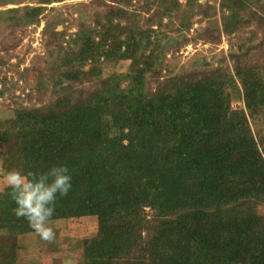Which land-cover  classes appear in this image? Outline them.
Masks as SVG:
<instances>
[{
  "label": "trees",
  "instance_id": "1",
  "mask_svg": "<svg viewBox=\"0 0 264 264\" xmlns=\"http://www.w3.org/2000/svg\"><path fill=\"white\" fill-rule=\"evenodd\" d=\"M25 1L51 3L0 0L19 6L0 11V20L38 24L45 7H21ZM250 2L221 6L236 20ZM79 29L77 51L61 50L67 68L53 80L58 98L20 106L0 124L1 169L69 168L72 188L57 200L53 222L96 219L83 264H264V56L233 74L175 75L151 89L147 75L161 74L147 54L151 42L131 36L109 48ZM112 61H130L129 70L105 77ZM76 83L96 88L78 93ZM238 100L243 108L235 109ZM14 207L4 188L0 228L34 233ZM20 252L17 243L0 247V264H19Z\"/></svg>",
  "mask_w": 264,
  "mask_h": 264
},
{
  "label": "rangeland",
  "instance_id": "2",
  "mask_svg": "<svg viewBox=\"0 0 264 264\" xmlns=\"http://www.w3.org/2000/svg\"><path fill=\"white\" fill-rule=\"evenodd\" d=\"M39 5L25 1L22 6L45 7L40 22L27 27H16L0 20V124L10 119L20 106L39 108L50 105L58 98L53 80L67 66V53L77 51L76 35L86 28L96 43L111 48L126 43L131 36L143 44L151 42L148 53L157 58L155 68L161 72L157 78L147 75V86L154 89L157 80L190 74L199 77L231 74L236 67H252L264 56V22L254 17L263 12L264 0H251L239 18L231 20L233 13L222 9V0H51ZM178 4L179 9L175 8ZM18 5L0 6V11ZM177 9V10H176ZM121 14V15H119ZM7 17V16H6ZM60 34V36H59ZM148 39V40H147ZM134 40V38H133ZM130 41V42H131ZM80 42V41H79ZM108 48V49H109ZM234 56V57H233ZM236 58V59H235ZM130 61L114 63L104 68V76L129 70ZM65 83L64 86H67ZM72 90L87 94L96 86L76 83ZM243 108V102L233 108ZM256 133L261 129L255 127ZM262 136L264 126H262ZM3 130L0 127V132ZM0 163V191L5 173ZM15 170H19L17 166ZM259 211L264 214V206ZM55 239L41 240L35 233L15 235L3 225L0 228V247L21 246L19 264H83L84 240L92 238L98 230L95 218L62 220L51 225ZM2 243L3 245L2 247Z\"/></svg>",
  "mask_w": 264,
  "mask_h": 264
},
{
  "label": "clouds",
  "instance_id": "3",
  "mask_svg": "<svg viewBox=\"0 0 264 264\" xmlns=\"http://www.w3.org/2000/svg\"><path fill=\"white\" fill-rule=\"evenodd\" d=\"M2 182L15 205V216L23 218L41 240L53 241L55 232L51 225L57 200L67 196L72 188L69 168L60 164L35 172L8 170Z\"/></svg>",
  "mask_w": 264,
  "mask_h": 264
}]
</instances>
